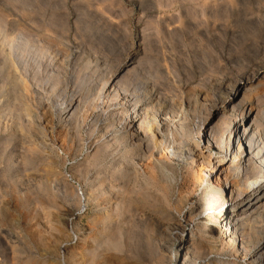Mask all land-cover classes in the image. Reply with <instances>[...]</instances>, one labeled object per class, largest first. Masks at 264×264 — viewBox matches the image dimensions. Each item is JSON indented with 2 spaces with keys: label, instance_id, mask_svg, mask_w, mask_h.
<instances>
[{
  "label": "rangeland",
  "instance_id": "1",
  "mask_svg": "<svg viewBox=\"0 0 264 264\" xmlns=\"http://www.w3.org/2000/svg\"><path fill=\"white\" fill-rule=\"evenodd\" d=\"M250 106L264 121V0H0V264H170L140 203L149 172L182 217ZM199 219L198 261L245 264L209 253Z\"/></svg>",
  "mask_w": 264,
  "mask_h": 264
},
{
  "label": "bare ground",
  "instance_id": "2",
  "mask_svg": "<svg viewBox=\"0 0 264 264\" xmlns=\"http://www.w3.org/2000/svg\"><path fill=\"white\" fill-rule=\"evenodd\" d=\"M254 111L256 108L250 106V113L243 114L234 123L233 137L230 142L232 150L230 149L228 159L221 155L222 151L217 149L218 146H215V143L211 141L210 149H216L215 154H220L219 162H222V172L215 174L211 179V174L208 175L205 171H200L201 179L203 181L206 179V183L209 182V193L202 198H197L193 189V193L188 194L190 198L187 200L190 201L191 207L181 215L182 217L173 215L165 208L159 199V194L154 190H159V176L153 171L154 169L149 172L154 185L150 187L147 184L142 187L140 203L148 209L153 208L149 217L155 226L156 233L151 237L150 244L153 252L157 255L162 253L168 263L207 264L208 260L198 261L196 256L192 255L194 253L192 252L193 242L186 240L184 236L185 232L189 230V225L194 223L197 218L201 219H199L200 223H204L201 228L199 227L200 231L207 229V233L218 235V238L208 242L207 245L211 249L209 253H232L245 260V264L264 262V121L258 110L252 118ZM248 121H250L249 124ZM24 126H22L24 130L21 129L24 135L32 132L33 126L27 127L26 125L25 128ZM23 133L19 137H16L17 135L13 137L21 142V148L19 147L21 150L18 154L16 153L19 159L21 158L19 163L27 165L31 162L30 156L37 149H35L32 138H27L30 134L24 137ZM211 168L213 167L211 166ZM196 182L199 183V181ZM223 183L227 185L224 186ZM227 192L230 195L225 199ZM207 209H212L213 212L208 214L206 221H203L202 215ZM212 220L220 223L218 229L211 223ZM190 231L193 232V236L196 235L194 227L190 228ZM180 238L182 242L176 245V241ZM154 258L156 259V257ZM156 260H153L154 263ZM220 264H223L222 261Z\"/></svg>",
  "mask_w": 264,
  "mask_h": 264
}]
</instances>
